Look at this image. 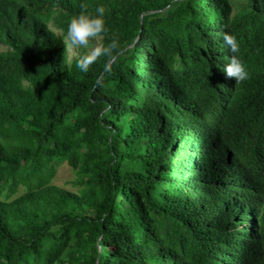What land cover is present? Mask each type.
<instances>
[{
    "label": "trees",
    "instance_id": "trees-1",
    "mask_svg": "<svg viewBox=\"0 0 264 264\" xmlns=\"http://www.w3.org/2000/svg\"><path fill=\"white\" fill-rule=\"evenodd\" d=\"M82 5L121 45L102 85ZM0 44V264H264V0H0Z\"/></svg>",
    "mask_w": 264,
    "mask_h": 264
},
{
    "label": "clouds",
    "instance_id": "clouds-1",
    "mask_svg": "<svg viewBox=\"0 0 264 264\" xmlns=\"http://www.w3.org/2000/svg\"><path fill=\"white\" fill-rule=\"evenodd\" d=\"M105 11L103 6H98L93 14L87 11L85 5H82L81 11L70 18L64 34V40L68 47L80 52L75 60V66L81 72L87 73L89 68L101 57L106 58L101 74L97 77V85H102L105 74L112 73V65L116 61V54L121 47L118 38L114 36L107 43L102 41L109 31L106 27ZM221 35L224 46L234 54L221 66V70L227 77L235 78L236 83L247 80L249 72L244 62L239 58L240 46L237 37L229 33Z\"/></svg>",
    "mask_w": 264,
    "mask_h": 264
},
{
    "label": "rangeland",
    "instance_id": "rangeland-1",
    "mask_svg": "<svg viewBox=\"0 0 264 264\" xmlns=\"http://www.w3.org/2000/svg\"><path fill=\"white\" fill-rule=\"evenodd\" d=\"M56 32L57 34L60 33L59 31H56ZM2 50H4V47L0 45V51ZM76 53H77V50H73L72 48L69 47L68 49L69 59L72 58L74 54ZM74 180H75L74 172L70 169L68 165L64 163L56 169L55 177L53 178L51 183L54 186H57L59 188H63L71 192H76L77 189L72 186V182ZM22 193H23V189L20 190L19 194H22Z\"/></svg>",
    "mask_w": 264,
    "mask_h": 264
}]
</instances>
